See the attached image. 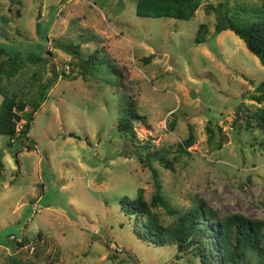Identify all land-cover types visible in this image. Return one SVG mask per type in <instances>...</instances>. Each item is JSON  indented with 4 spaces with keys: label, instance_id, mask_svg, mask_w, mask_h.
<instances>
[{
    "label": "rangeland",
    "instance_id": "374dc122",
    "mask_svg": "<svg viewBox=\"0 0 264 264\" xmlns=\"http://www.w3.org/2000/svg\"><path fill=\"white\" fill-rule=\"evenodd\" d=\"M221 1L181 20L138 15V0H0L5 90L24 119L50 84L28 137L0 135V264H197L140 240L122 208L138 189L149 201L155 178L165 223L197 199L264 219V133L244 128L264 67L232 31L214 33L206 7ZM128 110L133 141L117 128Z\"/></svg>",
    "mask_w": 264,
    "mask_h": 264
},
{
    "label": "trees",
    "instance_id": "16d2710c",
    "mask_svg": "<svg viewBox=\"0 0 264 264\" xmlns=\"http://www.w3.org/2000/svg\"><path fill=\"white\" fill-rule=\"evenodd\" d=\"M202 1L138 0L136 12L142 16L162 17L167 15L164 9L169 8L173 10L175 18L188 20ZM206 10L215 14V34L225 30L232 31L243 40L246 48L264 67V0H259V5L253 7L238 2L231 5L229 0H223L216 6L207 5ZM201 42H203L201 39L196 41V43ZM37 60H41V57L35 58L33 62ZM11 61H13L12 57L8 56L5 49L0 46V95L2 96L0 135L8 136L9 144L16 139L28 137L34 114L43 103L45 91L50 86L48 82L37 91V95L29 102L32 110L24 119L22 113L27 106L26 101L17 96H10L5 90L4 79L6 77L10 80L12 74L5 72L4 66ZM250 99L259 106L254 111L244 112V128L248 131L257 128L264 133V80L256 84ZM134 115L133 110L126 111L117 125L122 134L130 136L131 141L136 137ZM19 123H21L20 127ZM218 131L222 133L221 128H218ZM206 132L211 142L215 137V130L207 126ZM191 140L189 135L185 145H190ZM222 140H219L216 147H221ZM140 155L143 153L140 152ZM2 168L3 164L0 161V170ZM155 187L156 191L149 201L144 199L141 189H138L133 199L126 196L121 201L125 213L130 219L133 218V229L140 240L153 245H174L176 260L188 256L196 260L197 264H251L252 260H255L256 264H264V219L247 218L242 213L219 216L217 210L205 205L202 199H197L193 206L176 212L175 219L165 223L159 214V209L169 210V208L156 178ZM139 223L142 224L140 228ZM211 236L215 237L216 256L219 258L217 261L211 259L210 255ZM17 264L35 263L28 260Z\"/></svg>",
    "mask_w": 264,
    "mask_h": 264
}]
</instances>
